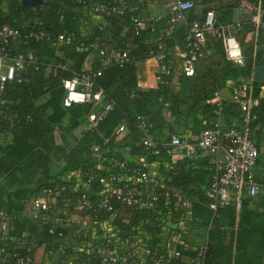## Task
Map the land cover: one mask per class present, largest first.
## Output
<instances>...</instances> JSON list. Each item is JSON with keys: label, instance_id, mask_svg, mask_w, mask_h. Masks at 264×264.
I'll return each mask as SVG.
<instances>
[{"label": "trees", "instance_id": "16d2710c", "mask_svg": "<svg viewBox=\"0 0 264 264\" xmlns=\"http://www.w3.org/2000/svg\"><path fill=\"white\" fill-rule=\"evenodd\" d=\"M54 1L57 3L24 6L20 0H0V27L9 24L16 27L21 34L19 38L11 40L7 48L11 53L30 52L33 56L32 61L19 71L18 79L7 81L0 91V178L4 180L0 184V209L5 210L8 215L7 228L0 227V264H37L33 252L38 243H47L50 239L59 240L68 234H73L81 246L73 263L82 260V264H103L101 257L94 253L97 242L88 239L92 232L91 224L85 228L87 235L89 234L86 236L77 224L68 230L64 225L45 220L39 229L29 219L21 218L18 212L22 210L27 194H37L45 188L55 197L52 202L60 203V194H69L74 199L81 189L86 188L90 192L91 203H95L101 186L97 180L86 182L84 171L94 169L102 174L114 171L107 165L108 155L119 156L130 165L137 164L148 168L145 164L130 160L110 149L116 136L115 128L121 122L126 123L133 141L140 140L137 144L134 142L131 144L132 153L144 154L147 160L158 155H170L169 145H162L153 132L158 131L163 124L161 112L164 108H169L174 116H180V106L185 102L184 90L174 92L170 84L176 59L179 55L182 57L189 48V41L186 39L187 25L193 19L202 20L208 8L214 9L216 11L214 27L217 31L208 33L198 57L203 54L205 48H211L212 53L224 56L222 33H232L227 25L232 24V9L240 2V0H193L194 6L185 10L184 22L173 21L167 10L160 17L156 16L146 27L135 31L132 16L138 14L147 0ZM260 1L263 5L264 0ZM95 3H105L121 10L109 14L95 12L92 10ZM196 4L202 5L199 13L195 11ZM78 9L84 10L86 15L92 13L102 15L103 23L94 27L92 31H83L81 24L84 15ZM238 25L250 27L247 20L239 22ZM31 30L45 31L49 38L23 37ZM59 33L71 35L72 38L68 42L58 40L56 37ZM93 42H97L98 47H93ZM261 43V47L257 49H254L253 45L243 49L244 62L241 65L225 58L223 66L208 65L203 71L195 70L193 75H184L189 85L187 96L193 100L190 108H195V105L199 104L204 111L212 110V115H216L215 110L218 108L221 115L227 112L230 115L242 113L238 103L232 99L221 100L219 104L206 99L212 97L228 80L232 81L233 86H238L245 77L251 75L254 65L264 64V37ZM175 45H178V54H175ZM101 47L126 50L127 59L121 64L115 61L105 62L104 56L98 51ZM158 51H163L164 56L159 59L156 86L138 88L136 63L152 57ZM90 52L95 53L91 68L100 70L93 80L94 89L103 90L102 101L96 105L87 102L66 106L63 104L65 95L63 79L82 71L85 67V57ZM68 59L73 61L71 68L66 66ZM261 83L253 79L250 91L246 93L239 91L241 97L250 94L256 98L247 120L250 134L252 129L264 125V95L260 94ZM106 101L113 103L112 108L106 111L95 127L83 130L75 143L63 151L66 162L64 168L55 174H49L51 150L56 148L53 136L55 126L67 115L69 126L73 125L75 119L80 122L85 118L87 111L91 108L101 109L102 103ZM229 109L231 111H228ZM139 118L146 120L144 130L152 134L156 140L155 147L148 148L142 143L143 132L138 127ZM5 134L9 135V138H6ZM95 145L105 151L102 164L108 167L107 171L96 166L92 160ZM77 167L82 173V183L64 180L61 177L63 170ZM211 171L208 156L195 160L194 157L187 155L175 161L170 160L160 168V174L164 179L165 176L170 177L168 184L162 181L167 187L179 189L190 197L189 210L192 220L205 229L206 251L202 264H264V207L258 210L251 205L253 198L242 196L238 205H222L213 213L208 206V195L205 193ZM68 182H73L77 188L63 190L62 184ZM143 201L134 200L131 204L123 206V202L115 198L110 199L113 209L124 207L130 211L128 222L117 215L113 216L111 210L104 208L95 210L93 204L85 210L71 207L68 214H59L64 218H70V215L78 210L81 216L89 215L92 223L106 219L119 229V235L128 237L131 244H133L131 236L122 230H130L132 224L141 222L142 228L150 235L144 254L165 256L166 247L164 244H157V240L162 231L169 232V229H162L168 208L163 198L150 205H142ZM170 212L172 221L181 216V210ZM172 227L175 226L170 228ZM175 247L181 254L189 256L194 255L196 250V247L185 246L180 242L176 243ZM28 255L31 256L30 261L17 262L18 258ZM146 264L152 263L147 261ZM163 264L189 263L181 257H169Z\"/></svg>", "mask_w": 264, "mask_h": 264}, {"label": "built area", "instance_id": "2783aa9c", "mask_svg": "<svg viewBox=\"0 0 264 264\" xmlns=\"http://www.w3.org/2000/svg\"><path fill=\"white\" fill-rule=\"evenodd\" d=\"M193 0H171L168 8L172 20L177 23L185 21V10L193 7ZM95 12L109 14L111 12L120 11L116 6L110 7L105 3H95L92 6ZM261 9L257 10L260 13ZM252 9L248 6L242 7V18L248 20L251 18ZM162 14L156 15L160 17ZM156 16H141L135 14L132 16V24L135 31H138L154 20ZM215 14L212 9L205 11L202 20L193 19L189 22L186 28V39L189 41L188 50L181 57V69L184 75H193L196 68V60L199 50L205 45L208 33L217 31L214 27ZM220 34V32H218ZM21 36L20 31L9 24H3L0 27V91L7 81L18 79L19 71L32 61L33 56L30 52L27 53H11L7 48L11 40ZM33 36L36 39L49 38L45 31H29L23 37ZM61 41H70L71 35L59 33L56 37ZM222 38L225 45V51L228 58L232 60L241 59L243 56L242 47L237 37L232 33H222ZM93 47H98L97 42L92 43ZM175 54L179 53L178 45L174 46ZM99 53L104 56V61H115L123 63L127 59V51H119L117 49L99 48ZM164 56L163 51H158L152 57L157 60ZM100 70H93L91 66L85 65L82 71L75 73L69 78L63 79L65 95L63 104L68 106L72 103H87L93 105L101 103L103 90L94 89V76L99 74ZM253 75L234 86L232 89L231 99L236 101L245 115V121L242 124H225L222 122L219 108L215 110L216 115L212 123L202 127L195 139H189L175 131L171 132L168 137L167 144L172 157L180 158L185 155H191L198 150H202L209 158V163L212 166L210 173V182L208 185V206L216 212L219 206L235 204L238 205L244 194L255 197L260 193L259 184L255 177L254 167L260 155L264 157V147L260 148L247 127V120L251 107L256 103L250 94L241 97L239 91L246 93L250 90ZM218 104L220 103L217 100ZM113 103L106 101L102 103L101 109L91 108L86 112L83 120V128L85 130L95 127L107 110L112 108ZM147 123L143 118H139L138 127L141 128L143 134L141 136L142 143L148 147L156 146V140L145 132ZM126 128V123L121 122L115 128V133L118 134ZM98 145L93 147L97 150ZM108 167L114 171L107 174H102L94 169L84 171L86 182L97 180L101 186L100 194L95 203H91L89 190L81 189L79 194L72 199L70 196L60 200V203L53 202V207L60 209V213L68 214L70 208L85 210L94 206L95 210L104 208L112 210L113 206L110 202L111 198H115L123 203H132L134 200H146L149 203H157L160 198H163L168 212L171 215L172 210H181V215H186L190 204V197L179 189L167 187L160 178L149 168H144L140 165L128 164L123 158L115 155H108L106 158ZM63 190H75L77 185L73 182L63 183ZM67 195V194H66ZM46 201L43 197L35 196L32 198V207L40 209ZM5 210L0 209V227L5 228L7 219ZM81 227L84 235H87L85 228L89 225L88 218L84 215L75 219ZM61 234V232H60ZM90 241H96L94 253L101 257L102 263L107 264H146L150 261L152 264H163L169 257H181L189 264H202L206 251V244L202 242L196 247L195 253L192 256L184 255L176 249V243L167 241L164 246L167 250V255H150L143 254L139 256L136 253L134 245L130 243L128 237H122L119 234H114L110 238L98 239L92 234L89 235ZM89 259V258H88ZM31 256L18 258L17 262L30 261ZM82 260H77L74 264H82Z\"/></svg>", "mask_w": 264, "mask_h": 264}, {"label": "crops", "instance_id": "0c3cea01", "mask_svg": "<svg viewBox=\"0 0 264 264\" xmlns=\"http://www.w3.org/2000/svg\"><path fill=\"white\" fill-rule=\"evenodd\" d=\"M6 1V0H4ZM225 1V0H223ZM171 0H147L146 4L140 8L138 14L141 16H156L159 14H163L169 8ZM248 6L252 9L251 18L248 19L250 23L249 28L241 27L239 22H241L242 18V7ZM202 5L196 4L195 11L201 12ZM261 9L260 13L257 12L258 9ZM212 9V8H208ZM82 15V24L81 29L83 31H92V29L101 23H103L104 19L102 15L92 13L85 14L84 10L78 9ZM214 11V9H212ZM216 15V11H214ZM232 24L227 25L228 29L232 34H234L241 47L242 52L243 49L248 45H253L254 49L261 47L262 39L264 37V4L262 5L260 0L257 2H252L250 0H240L239 5L234 7L231 12ZM147 25H144L146 27ZM223 43V51L224 56L219 53H212L211 48H205L203 54L200 55L196 60V68L197 71H203L206 69L208 65L210 66H223L225 63V58L230 60L232 63L241 65L244 62V55L241 59L234 60L228 58L225 51V45L222 38ZM95 57L94 52H90L86 55L84 64L89 66ZM73 61L68 59L66 61V66L71 68ZM261 65V64H257ZM255 66V65H254ZM253 66V67H254ZM252 67V68H253ZM159 68V60L154 57H149L143 61H138L135 67L136 73V84L138 88H149L154 87L157 84V76L156 72ZM252 75V73H251ZM250 76L245 77L244 81L247 80ZM254 78V77H253ZM255 80V79H254ZM258 81V80H257ZM261 89L260 94L264 95V80L260 81ZM171 89L174 92H178L180 90H184L185 93V102H183L180 106L181 113L180 116H174L169 108H164L161 112L163 124L160 126L158 131H154L153 135L160 139V143L167 144L168 136L171 132L175 131L183 136L188 137L189 139H195L199 130L204 127L208 123H212L215 115H212V110L204 111L199 104L195 105V108H190V105L193 103L191 97L189 95V85L185 81L184 73L181 69V57L180 55L176 59V66L174 68V73L171 79ZM232 81H227L224 86H222L219 90L214 92V95L206 101L209 102H218L224 101L226 99H231L232 89H233ZM252 87V85H251ZM251 90V88H250ZM249 90V91H250ZM250 93V92H249ZM191 96V95H190ZM256 99V98H254ZM154 109L156 106L153 107ZM228 111H231L229 109ZM243 113V112H242ZM242 113L239 114H229V112L221 115L222 122L225 124H242L244 123V115ZM242 116V119H241ZM84 120V119H83ZM83 120L78 121V119L73 120V125L69 126V116L67 115L60 123H58L54 130L53 136L56 144V148L51 150L52 161L48 167L49 174H55L61 171L65 166V160L63 157V151L67 150L71 147L76 138L81 134L83 130ZM251 135L254 138L256 144L262 148L264 147V125L261 127H256V129L251 130ZM9 135L5 134L6 138ZM139 143L140 140L133 141V138L129 134L128 127L125 128L120 133L116 134L115 139L113 140V144L110 146V149L116 153L121 154L122 156L145 164L150 168L159 178L164 181L166 184L167 181H170L169 176L162 177L160 174V168L163 164H168L169 161H175L176 158L172 157L171 154L167 155H158L149 160L146 159V156L141 153H132L131 144ZM104 149L98 148L97 150H93L92 160H94V164L96 166L102 168L107 171L108 167L102 164ZM187 156V155H185ZM190 157H194L195 160H199L202 157L207 156L206 153L202 150H198L195 153L189 155ZM255 177L259 184L260 193L255 196L251 200V205L256 209H262L264 207V157L260 155L257 159V162L254 167ZM61 177L64 180H74L77 183H82V173L80 172V168L66 169L61 172ZM3 179L0 178V184L3 183ZM57 192V191H56ZM208 192V187L205 189V193ZM35 196L43 197L45 204L40 209H34L32 207V198ZM66 196H70L69 194H60V200L65 198ZM245 197H250L244 194ZM71 197V196H70ZM55 197L50 195V192L44 188L41 192L36 193H28L24 202V206L21 211L18 212L21 218L25 217L29 219L31 222L35 223L36 226L41 229L42 222L45 220H50L54 224H60L68 227V230L73 227V225L77 224L75 219L78 217H82L79 214V211L76 210L70 215V218H64L61 216L60 209H56L53 207V202ZM123 206L129 205L131 203H122ZM142 205H150L148 201L141 202ZM190 205V204H189ZM111 214L119 216L123 221L128 222L130 220V211L122 208H114L111 210ZM88 220L89 225L91 224V234L94 238L105 239L110 238L114 234H118V228L114 225L110 224L106 219H101L97 222L92 223V218L89 215L84 214ZM160 218V217H158ZM173 220L172 216L166 215V219L164 221V226L162 229H169V232H161L159 234V239L157 240V244H164L167 241H172L174 243H182L185 246L197 247L199 244L205 241L206 234L204 232V228L201 227L197 222L192 220V215L190 214V210L188 207V211L186 215L179 216ZM91 221V222H90ZM75 222V223H74ZM141 222L134 223L131 225L130 230H122L126 235H130L132 239V243L138 255H143L147 249V243L150 239L149 233H147L142 226ZM171 226H175L170 228ZM5 227L7 228V221L5 222ZM81 248L80 242L75 238L73 234L65 235L59 240L50 239L47 243L40 242L38 243L33 252L34 261L37 264H74L73 259L77 257L78 250Z\"/></svg>", "mask_w": 264, "mask_h": 264}, {"label": "water", "instance_id": "95a60500", "mask_svg": "<svg viewBox=\"0 0 264 264\" xmlns=\"http://www.w3.org/2000/svg\"><path fill=\"white\" fill-rule=\"evenodd\" d=\"M21 4L24 6H37L43 3H57L54 0H20ZM252 75L255 80L263 81L264 80V64L255 65L252 68Z\"/></svg>", "mask_w": 264, "mask_h": 264}, {"label": "rangeland", "instance_id": "374dc122", "mask_svg": "<svg viewBox=\"0 0 264 264\" xmlns=\"http://www.w3.org/2000/svg\"><path fill=\"white\" fill-rule=\"evenodd\" d=\"M232 61H234V60H232ZM209 124V123H208Z\"/></svg>", "mask_w": 264, "mask_h": 264}]
</instances>
